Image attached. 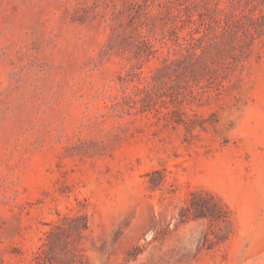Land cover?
<instances>
[{"label":"rangeland","instance_id":"obj_1","mask_svg":"<svg viewBox=\"0 0 264 264\" xmlns=\"http://www.w3.org/2000/svg\"><path fill=\"white\" fill-rule=\"evenodd\" d=\"M0 264H264V0H0Z\"/></svg>","mask_w":264,"mask_h":264},{"label":"trees","instance_id":"obj_2","mask_svg":"<svg viewBox=\"0 0 264 264\" xmlns=\"http://www.w3.org/2000/svg\"><path fill=\"white\" fill-rule=\"evenodd\" d=\"M180 1L181 0H169L170 3L180 2ZM171 8H172V6H171ZM222 10L224 11L225 9H222ZM225 11H227V10H225ZM228 11H229V14H231L234 22L235 21L238 22L241 19V17L243 16L241 13H238L236 9H230ZM175 16L182 18V16L179 15V13H175ZM192 19H193L192 22H194L196 24L198 19H196V18H192ZM181 20H184V19H181ZM226 23L229 24L230 22H228V20H226ZM193 30H195V28L191 29V32H190L191 38H187L186 36H182L178 39V45L180 47V50L182 51V54L185 56H188L191 54V49L197 48L196 41L200 40V38H201V37L196 36L195 33L193 32ZM181 38H183L184 40L181 41ZM184 50H188L190 53L185 54ZM192 54L197 55V52H193ZM183 60H184V58L173 59L172 60L173 63H171V64H174L176 62L182 63ZM180 121L184 122L185 120H183L181 118L178 120V122H180ZM211 200H212V206H214L215 208L210 207V205L207 202H205V200L202 202H199L197 204L198 210H196V208H195V210H193V212L195 214L194 215L195 218L206 217V218H211V219H215V220H224L223 214L214 212L215 209L223 210V205L219 201L215 200L213 197ZM187 210H190V208H188Z\"/></svg>","mask_w":264,"mask_h":264}]
</instances>
